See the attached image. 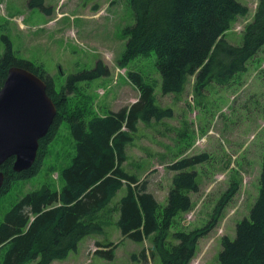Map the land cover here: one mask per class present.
I'll return each mask as SVG.
<instances>
[{"label": "trees", "instance_id": "trees-1", "mask_svg": "<svg viewBox=\"0 0 264 264\" xmlns=\"http://www.w3.org/2000/svg\"><path fill=\"white\" fill-rule=\"evenodd\" d=\"M127 1L134 22L122 31L125 45L117 65L124 68L137 57L154 53L164 95L182 93L191 77L196 94L211 82L225 85L235 75L246 71L247 62L264 45V0H258L239 46L225 40L234 19L248 13L247 7L237 0ZM11 66L27 69L44 81L56 115L46 136L39 140L37 156L30 169L14 172L13 157L0 166L4 174L0 196L11 184L36 175L46 148L62 122L68 126L74 154L70 164L60 172L62 185L58 190L44 187L28 192L4 214L0 222V264H51L65 260L81 239L102 234L101 212L123 187L125 195L115 210L121 237L136 243L151 238L148 254L158 258L160 264H189L199 238L211 230L236 187L224 193L204 227L171 233L174 219L192 207L189 193L197 192L199 186L194 168L207 159V154L183 158L169 165L175 174L161 212L145 183L122 168L126 161L125 147L132 142L138 124L173 117L172 109L156 103L157 82H147L138 72L128 71L127 78L137 88L138 99L116 112L88 115L79 107H69L67 95L76 90V81L109 75L100 60L93 69L68 76L59 90L40 72V67L16 58L9 45L0 56V88ZM169 238L177 243L171 244ZM115 246L97 242L95 254L111 261ZM140 254L146 260V250ZM217 261L218 264H264V152L257 197L248 217L236 224L234 238L221 239Z\"/></svg>", "mask_w": 264, "mask_h": 264}, {"label": "rangeland", "instance_id": "rangeland-1", "mask_svg": "<svg viewBox=\"0 0 264 264\" xmlns=\"http://www.w3.org/2000/svg\"><path fill=\"white\" fill-rule=\"evenodd\" d=\"M237 1L247 7L248 13L236 17L225 33V40L235 46L241 44L244 29L252 21L258 3V0ZM133 22L127 0H0V56L9 45L16 58L40 67L56 90L68 76L91 70L100 60L109 75L76 81V90L67 95L69 107H79L88 115L116 112L138 99L139 92L128 80V71L138 72L147 82H157L156 103L172 109L173 117L139 123L132 142L125 147L126 161L122 168L145 183L161 212L175 174L169 165L207 154V159L194 168L199 186L197 192L189 193L192 207L174 219L171 233L204 227L224 193L235 186L211 230L199 238L189 262L218 264L221 239L234 238L236 224L248 217L258 193L264 152V45L247 62L246 71L227 84L211 82L196 94L191 77L182 93L164 95L154 53L137 57L124 68L117 65L125 45L122 31ZM73 154V140L67 124L62 122L36 175L11 184L0 196V222L28 192L44 187L58 190L62 185L60 172L70 164ZM125 192V187L121 188L101 212L102 234L84 237L65 260L51 264H160L158 258L148 254L151 238L136 243L121 237L115 210ZM97 242L117 245L113 260L95 254ZM168 242L177 243L170 238ZM143 249L146 260L140 254Z\"/></svg>", "mask_w": 264, "mask_h": 264}, {"label": "water", "instance_id": "water-1", "mask_svg": "<svg viewBox=\"0 0 264 264\" xmlns=\"http://www.w3.org/2000/svg\"><path fill=\"white\" fill-rule=\"evenodd\" d=\"M55 115L44 81L27 69L9 67L0 88V166L13 157L14 172L30 169ZM3 183L0 171V189Z\"/></svg>", "mask_w": 264, "mask_h": 264}]
</instances>
